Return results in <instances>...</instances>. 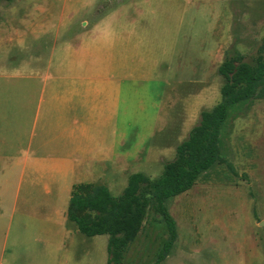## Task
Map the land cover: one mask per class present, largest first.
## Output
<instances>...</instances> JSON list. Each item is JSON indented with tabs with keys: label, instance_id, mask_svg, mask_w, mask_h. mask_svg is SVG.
Masks as SVG:
<instances>
[{
	"label": "rangeland",
	"instance_id": "rangeland-1",
	"mask_svg": "<svg viewBox=\"0 0 264 264\" xmlns=\"http://www.w3.org/2000/svg\"><path fill=\"white\" fill-rule=\"evenodd\" d=\"M96 31L130 67L125 134L116 136L125 159L103 183L119 196L131 173L159 176L200 112L220 101L225 57L255 62L264 0H0V153H13V116L16 148L26 144L42 82L29 78L32 68ZM220 141L222 160L166 201L177 238L160 264H264V96L232 108ZM24 187L0 201V264H107L106 234L85 236L66 218L68 201L49 199L42 185L28 200ZM166 237L149 208L123 264H153Z\"/></svg>",
	"mask_w": 264,
	"mask_h": 264
},
{
	"label": "crops",
	"instance_id": "crops-1",
	"mask_svg": "<svg viewBox=\"0 0 264 264\" xmlns=\"http://www.w3.org/2000/svg\"><path fill=\"white\" fill-rule=\"evenodd\" d=\"M19 21L26 20H16L13 27ZM97 31L87 43L82 37L58 52L52 50L45 66L30 71L29 78L42 82L37 83L38 99L22 136L23 147L16 148L19 132L12 117L13 153H0V201L16 198L24 182L28 200L42 185L49 199L69 204L73 185L103 184L116 163L125 159V152L116 148V136L125 134L126 116L121 118L119 107L129 94L130 67L115 62L113 37L109 45ZM38 55L36 61L41 59Z\"/></svg>",
	"mask_w": 264,
	"mask_h": 264
},
{
	"label": "trees",
	"instance_id": "trees-1",
	"mask_svg": "<svg viewBox=\"0 0 264 264\" xmlns=\"http://www.w3.org/2000/svg\"><path fill=\"white\" fill-rule=\"evenodd\" d=\"M262 42V52L254 63L245 61L240 53L223 59L218 67L224 78L220 101L200 112L198 123L175 146L173 158L164 163L159 176L134 172L119 196H113L103 184L73 185L67 219L85 236H108L107 264H123L149 208L160 216L167 232L153 264L168 256L177 230L166 201L190 189L203 172L222 160L220 135L232 108L254 96H264V35Z\"/></svg>",
	"mask_w": 264,
	"mask_h": 264
}]
</instances>
